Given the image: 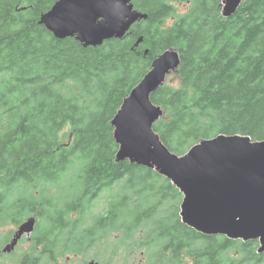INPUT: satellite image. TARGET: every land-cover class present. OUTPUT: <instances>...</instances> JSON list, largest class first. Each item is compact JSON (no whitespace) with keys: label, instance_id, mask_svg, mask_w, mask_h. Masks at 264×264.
Segmentation results:
<instances>
[{"label":"trees","instance_id":"16d2710c","mask_svg":"<svg viewBox=\"0 0 264 264\" xmlns=\"http://www.w3.org/2000/svg\"><path fill=\"white\" fill-rule=\"evenodd\" d=\"M57 1L0 0V229L35 218L36 245H44L19 264L48 256L59 264L116 230L142 233L158 258L151 264H264L258 240L205 236L183 224L182 194L157 172L118 161L112 124L154 61L176 50L179 86L152 95L164 110L154 125L162 143L184 156L219 135L263 142L264 0L244 2L228 18L224 0H133L148 19L94 48L40 24ZM72 172L78 195L60 199ZM140 193L152 203L128 211ZM100 199L104 211L94 213Z\"/></svg>","mask_w":264,"mask_h":264},{"label":"water","instance_id":"95a60500","mask_svg":"<svg viewBox=\"0 0 264 264\" xmlns=\"http://www.w3.org/2000/svg\"><path fill=\"white\" fill-rule=\"evenodd\" d=\"M249 0H224L223 17L233 16ZM148 16L133 0H59L40 24L60 40L75 38L85 47L123 39ZM142 40H140V43ZM181 64L179 52L169 50L132 90L112 124L119 145L118 161L154 169L183 195V224L205 236H225L243 242L259 241L264 253V141L219 135L194 146L185 156L173 154L153 126L163 116L151 96ZM34 218L24 223L4 253L35 229Z\"/></svg>","mask_w":264,"mask_h":264},{"label":"rangeland","instance_id":"374dc122","mask_svg":"<svg viewBox=\"0 0 264 264\" xmlns=\"http://www.w3.org/2000/svg\"><path fill=\"white\" fill-rule=\"evenodd\" d=\"M181 10H183L182 6H179ZM167 84L174 85L176 87L179 86L180 82L178 80V77H176L175 72L170 73L166 80ZM137 181H143V178L137 177ZM77 184V174L76 172L69 173L65 175L62 185H60V199H70L71 201L76 198L78 195V192L76 190ZM116 191V188H115ZM116 195V193H115ZM136 200H138V203L136 205L132 204L131 202H128L130 204V209L128 211L130 212H136L140 206H144L148 203H152V200L150 199L148 194L140 193L137 195ZM105 207V200L100 199L97 203V207L94 210V213H99L104 211ZM122 210H119V213ZM175 209L172 208L169 211V216L174 217L175 216ZM75 218V217H74ZM27 220V219H26ZM25 220V221H26ZM17 230V226H6L4 228L0 229V252L5 247L7 242L11 240L13 237V234ZM108 233V232H107ZM106 233V234H107ZM97 238H102L101 235L102 232H94ZM86 235V234H85ZM121 234L120 230H116V232L110 231L109 234L104 236L102 240H87L84 244L78 245V248L86 249L90 245H93L100 253V256L98 257L99 260L110 263V264H151V261L153 262L155 259L158 260V258L152 259L151 254L148 251L147 248L138 246L136 254L131 255V249H130V242L136 243L138 245L140 241L139 236L142 235H130L126 239L124 235ZM35 237L36 233L31 236V238L24 237V241L19 243V247L16 249L15 253L10 258H5L0 260V264H13V261H17L19 264L20 260H22L26 256L32 255L34 258L39 256V250L36 249L35 246ZM121 237V240L124 244L118 242V239ZM104 239V240H103ZM112 242L118 243L117 249L115 252H113L114 247L116 244H112ZM126 242V244H125ZM120 246V248H119ZM35 249L37 251H35ZM94 249V248H93ZM91 249V250H93ZM87 250V251H79V254H70L65 255L60 261L59 264H85V260H91L96 256L95 251ZM82 254H86V256L82 257ZM131 256L130 259H126L127 256ZM1 257V256H0ZM47 259H44L41 264H47ZM165 264V263H162Z\"/></svg>","mask_w":264,"mask_h":264},{"label":"flooded vegetation","instance_id":"af4514ba","mask_svg":"<svg viewBox=\"0 0 264 264\" xmlns=\"http://www.w3.org/2000/svg\"><path fill=\"white\" fill-rule=\"evenodd\" d=\"M107 234H109V233H107ZM121 234L122 235H124L125 236V238L126 239H130V238H127V236L128 235H140L141 233H132V232H124V231H121ZM121 235V236H122ZM127 235V236H126ZM123 241H125V240H121V237L118 239V242L119 243H121L122 245H120L121 247L123 246V244H124V242ZM112 244H116V249H117V246H118V243H116V242H112ZM125 244H126V242H125ZM130 249H131V255H133V254H136V251H137V248H138V246H140V247H144V242L142 241V242H139L138 243V245H136V243H134V242H130ZM120 246H119V248H120ZM94 248V249H93ZM38 249L39 250H43L44 249V245L43 244H40L39 246H38ZM91 249H93V250H91ZM85 250H91V252L92 251H95V254H96V256L94 257V258H92L91 260H85V264H110V263H105V262H103V261H101V260H99L98 259V257L100 256V253H99V251L93 246V245H90L88 248H86ZM114 252V251H113ZM82 257H84V256H86V254H82L81 255ZM130 255L129 256H127V260L128 259H130ZM38 257H36V259H37ZM1 260V259H0ZM47 261H48V263L47 264H54V262H53V259H52V257H49L48 256V258H47Z\"/></svg>","mask_w":264,"mask_h":264},{"label":"bare ground","instance_id":"6f19581e","mask_svg":"<svg viewBox=\"0 0 264 264\" xmlns=\"http://www.w3.org/2000/svg\"><path fill=\"white\" fill-rule=\"evenodd\" d=\"M53 8V7H52ZM153 129H154V126H153Z\"/></svg>","mask_w":264,"mask_h":264}]
</instances>
